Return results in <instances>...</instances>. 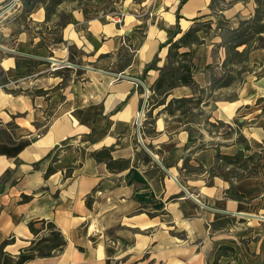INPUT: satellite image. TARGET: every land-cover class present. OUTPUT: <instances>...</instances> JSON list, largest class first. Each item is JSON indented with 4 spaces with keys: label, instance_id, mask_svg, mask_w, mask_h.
I'll return each instance as SVG.
<instances>
[{
    "label": "crops",
    "instance_id": "obj_1",
    "mask_svg": "<svg viewBox=\"0 0 264 264\" xmlns=\"http://www.w3.org/2000/svg\"><path fill=\"white\" fill-rule=\"evenodd\" d=\"M210 2L122 0L100 16L63 3L57 10L68 21L46 34L45 48L15 32V22L0 24V264H264V48L248 53L240 82L217 90L202 115L178 121L161 112L170 99L191 96L187 86L147 108L176 24L184 32L208 23L197 32L203 43L184 48L204 98L212 73H222L220 27H237L254 4L216 12ZM26 16L36 30L52 23L41 3ZM126 50L129 60L113 70ZM145 89L138 130L158 162L138 139ZM206 116L242 124L251 152L261 154L247 166L251 174L219 167L216 150L233 156L242 147L235 133L209 134ZM200 142L206 146L196 149ZM102 148L128 167L97 162ZM186 157V166L203 169L187 172ZM230 187L242 197H229Z\"/></svg>",
    "mask_w": 264,
    "mask_h": 264
},
{
    "label": "trees",
    "instance_id": "obj_2",
    "mask_svg": "<svg viewBox=\"0 0 264 264\" xmlns=\"http://www.w3.org/2000/svg\"><path fill=\"white\" fill-rule=\"evenodd\" d=\"M80 0H23V13L29 15L31 9L36 3H41L45 10V21H49L51 17L60 16L61 12H58V6L65 2H72ZM226 1V0H222ZM231 4L237 3L239 0H230ZM214 0L210 2V8ZM256 8L252 16L241 19L238 26L229 29L225 27H220V37L221 43L216 47H223L225 51V59L221 63L222 73H212L211 83L209 86L210 93L204 98L206 90L197 87L195 80L193 78L194 62L193 56L185 47L190 44H201L203 41L198 37L197 32L204 27L208 26L206 22H195L193 26L181 32L178 24L175 25L173 35L170 37L165 45H168V52L166 56L165 64L158 69V77L153 82L151 91V105L153 107H158L159 105L165 104V100L170 94V91L179 86H187L192 89L193 94L187 97L172 98L170 99L161 112H166L168 115L176 117L178 121H182L187 116L194 113L196 110L198 114H203L200 109V105L206 106L208 104V99H210L214 93L225 87H229L234 83L240 82V75L242 72L247 70V57L248 53L264 45L258 44L260 39H264V0H254ZM219 10H222L219 9ZM65 22L60 25L63 26L68 21V16L66 14ZM179 16L177 15V20ZM198 19V18H197ZM59 24V23H58ZM57 24V25H58ZM178 38L174 40V37L178 35ZM244 46L241 51L237 48ZM152 65V63L147 66V69ZM208 69L211 66H207ZM262 99L258 100V103L262 102ZM264 112V108H263ZM208 117H205L204 125L207 128V132L213 135H219L223 139L230 138L234 133L236 134L235 141L237 143H244L245 146L242 150L238 151L233 156L222 155L216 150L215 159L220 160L219 167L221 165H233L239 163L244 155L243 151L249 150L248 144H246V139L240 134L239 129L242 124L238 122L235 123V127L226 124L224 122L215 120L214 122H208ZM224 128V132H220V129ZM206 146V143L200 142L196 149H202ZM111 148H102L93 153V158L97 162H105L107 169L111 171H122L126 169L129 165L128 160H113L111 155ZM256 154H250L245 157L244 161H253ZM261 156H258L256 160H260ZM188 162V157L183 160V168L187 172L201 171L203 168L201 165L191 168L186 166ZM243 169L245 167L242 166ZM238 174V173H237ZM239 176V175H238ZM226 194L229 197L235 199H240L242 196L233 192L232 187H230ZM1 252V251H0Z\"/></svg>",
    "mask_w": 264,
    "mask_h": 264
},
{
    "label": "rangeland",
    "instance_id": "obj_3",
    "mask_svg": "<svg viewBox=\"0 0 264 264\" xmlns=\"http://www.w3.org/2000/svg\"><path fill=\"white\" fill-rule=\"evenodd\" d=\"M122 0H80V2L77 1H72V2H65L64 5H67L69 7H75L78 9H82L83 12L87 15V16H100V15H107L110 13L115 12V8L116 6L121 2ZM135 2H141V1H146V0H132ZM11 2V0L9 1ZM8 2V3H9ZM5 3V2H4ZM7 3V4H8ZM238 3L242 4L244 7H247L249 5H252V3L254 4V9L256 8V4L254 2V0H239ZM5 4L2 8V10H0V15H4L7 17H3L2 15L0 16V24L5 25V28H8L6 25L11 24L13 21V23L15 22L17 25V28H14L13 30H15V32H23V33H30L32 34L35 38H37L38 44L41 46H44L45 48V44L47 45V38H49L48 35L46 34H51L53 35L54 33L56 34L58 31V27H60V25H62L65 20H66V11H61L60 16H52L51 19L49 20L50 22V28L48 27H44L41 28L39 30L35 29V26L30 25L28 26L27 24L30 23L27 21V16L25 15V13L22 12L23 9V0H20L17 3V6H15V8H13L11 11L8 12H4L5 10V6L7 5ZM231 1L230 0H226V1H222V0H214L213 4L211 5V10L214 11H218L219 9H224L226 7L231 6ZM20 8V9H19ZM254 13V11H253ZM253 15V14H252ZM251 15V16H252ZM113 16V15H112ZM29 17V16H28ZM247 17H242L241 19H244ZM238 19V22L241 20ZM59 23V24H58ZM56 25V28H54L53 26ZM58 24V25H57ZM27 31V32H26ZM43 34H45L43 36ZM44 38V39H42ZM258 44H262L264 45V39H260V41H258ZM46 51V50H45ZM130 51L126 50L125 52H123L122 54V59L115 65H112L111 68L114 69H120L121 67H123L127 61L130 58ZM152 99L151 96L149 95V98L147 99V108L151 105L152 103ZM224 128L220 129V132H224ZM242 147V149L244 148L245 144L244 143H239ZM246 144L247 141H246ZM256 154V156L254 157L253 161H244L245 157H247L250 154ZM243 159L239 162V163H235L231 166L232 169H236V172L238 173L239 176H243V175H248L251 174V172L249 170H247V166L249 165V163H253L256 161L258 156H261V154L259 152H251L250 148L249 150H245L243 151ZM244 169L242 166H244Z\"/></svg>",
    "mask_w": 264,
    "mask_h": 264
},
{
    "label": "built area",
    "instance_id": "obj_4",
    "mask_svg": "<svg viewBox=\"0 0 264 264\" xmlns=\"http://www.w3.org/2000/svg\"><path fill=\"white\" fill-rule=\"evenodd\" d=\"M20 0H11V2H9L6 6H5V10L3 11L4 12H8V11H11L13 8H15V6H17V3L19 2ZM121 17H122V13H116L114 14L112 17H111V21L114 22V23H119L121 21ZM117 78H120L121 77V74L118 73L117 75ZM149 93H148V89H145V99H144V102H143V107L141 109V112H140V115H138V119H137V129L139 128V125H140V118L142 117L143 115V111H144V103L146 101V98L148 97Z\"/></svg>",
    "mask_w": 264,
    "mask_h": 264
},
{
    "label": "water",
    "instance_id": "obj_5",
    "mask_svg": "<svg viewBox=\"0 0 264 264\" xmlns=\"http://www.w3.org/2000/svg\"><path fill=\"white\" fill-rule=\"evenodd\" d=\"M79 67H82V68H86L85 66H79ZM143 110V109H142ZM137 133H138V139H139V142L141 143V145L143 146V148L156 160V157L143 145V143L141 142V139H140V135H139V130L137 129ZM157 161V160H156ZM158 162V161H157Z\"/></svg>",
    "mask_w": 264,
    "mask_h": 264
},
{
    "label": "bare ground",
    "instance_id": "obj_6",
    "mask_svg": "<svg viewBox=\"0 0 264 264\" xmlns=\"http://www.w3.org/2000/svg\"><path fill=\"white\" fill-rule=\"evenodd\" d=\"M56 60V59H55Z\"/></svg>",
    "mask_w": 264,
    "mask_h": 264
}]
</instances>
